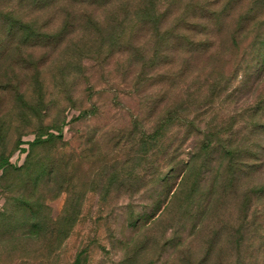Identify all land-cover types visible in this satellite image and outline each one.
I'll return each instance as SVG.
<instances>
[{"label": "rangeland", "instance_id": "1", "mask_svg": "<svg viewBox=\"0 0 264 264\" xmlns=\"http://www.w3.org/2000/svg\"><path fill=\"white\" fill-rule=\"evenodd\" d=\"M161 7L0 0V264H264V0Z\"/></svg>", "mask_w": 264, "mask_h": 264}, {"label": "trees", "instance_id": "2", "mask_svg": "<svg viewBox=\"0 0 264 264\" xmlns=\"http://www.w3.org/2000/svg\"><path fill=\"white\" fill-rule=\"evenodd\" d=\"M164 1L166 0H17V2L20 5H23V7L37 8L38 10H42V9L44 10L53 5L60 6V3L63 2L64 5H77L79 8H83V7L110 8L117 5V7L120 8V10L127 12L129 14L128 20H133L135 23H137L140 26H148L149 28L154 29V31L156 32H160L162 28V24H164L167 18V15L163 11H161L162 8L161 5ZM129 5H131V7H129ZM112 9L113 11H115V8ZM97 17L98 19H100L99 16ZM113 19H114V15H113ZM106 28L111 29L112 27L110 26ZM116 28H119V26ZM121 33H122V29H119L118 35H121ZM90 112L93 113V111H89L88 113L85 112L81 114L79 117L81 118L83 116H86ZM169 122L170 121L168 120L167 123ZM165 125L166 124H164L163 126ZM53 137H54L53 134L45 135V138L47 139H52ZM43 138L44 137L42 135H39L36 139H34L31 145L44 143L45 140ZM260 194H264V187L260 189Z\"/></svg>", "mask_w": 264, "mask_h": 264}]
</instances>
